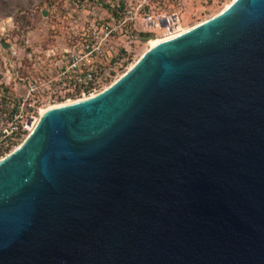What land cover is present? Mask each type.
Listing matches in <instances>:
<instances>
[{
    "label": "water",
    "instance_id": "water-1",
    "mask_svg": "<svg viewBox=\"0 0 264 264\" xmlns=\"http://www.w3.org/2000/svg\"><path fill=\"white\" fill-rule=\"evenodd\" d=\"M0 264H264V0L46 110L0 160Z\"/></svg>",
    "mask_w": 264,
    "mask_h": 264
},
{
    "label": "rangeland",
    "instance_id": "rangeland-1",
    "mask_svg": "<svg viewBox=\"0 0 264 264\" xmlns=\"http://www.w3.org/2000/svg\"><path fill=\"white\" fill-rule=\"evenodd\" d=\"M71 1L0 0V99L25 98L31 89L37 88L36 92L45 97L38 101L39 107L47 106L43 110L70 102L54 103L48 99L50 87L45 83L60 76L52 88L62 86L68 60L85 56L88 45L101 47L102 54L96 53L93 60L95 66L112 68L114 78L108 84L111 86L148 51V38L154 37L148 40L154 41L167 34L162 20L173 18L174 30H183L177 33L181 34L218 15L233 0H127L120 22H102L120 27L109 37L83 35L88 26L86 18L80 16L77 22L71 19L76 12ZM109 13L113 14L110 8ZM153 21L161 27L151 28ZM4 43L10 48L5 49ZM33 79L37 83H31Z\"/></svg>",
    "mask_w": 264,
    "mask_h": 264
},
{
    "label": "built area",
    "instance_id": "built-area-1",
    "mask_svg": "<svg viewBox=\"0 0 264 264\" xmlns=\"http://www.w3.org/2000/svg\"><path fill=\"white\" fill-rule=\"evenodd\" d=\"M105 3L103 4L102 0L71 1L76 11L75 14H71V19L77 22V18L80 16L86 18L88 26L84 28L83 35L103 34L109 37L120 28H115L116 25L111 27V25H105L102 22L106 19L112 20L113 24L120 22L127 0H107ZM109 8L112 9L113 14L109 13ZM86 11H88V15H86ZM168 19L161 21V23L163 21L166 22L164 27L167 30L171 27ZM154 22L156 21L152 23ZM159 27L160 24L158 22L156 28ZM86 50L88 52L82 58L79 59L74 56V58L68 60V65L64 72L65 81L62 86L55 89L52 88L54 83H57L60 79V76L45 83V86L49 85L50 87L48 99L50 98L54 103L79 101L90 98L94 94L97 95L110 86L108 84L114 78L112 68L101 65L95 66L93 60L97 56L96 53L102 54L101 47L88 45ZM64 67L65 65L62 64L61 68ZM32 82L37 83L34 79ZM36 91L37 88L31 89L27 97H17V100L10 97L0 99V160L12 153L28 138L27 136L31 134L39 122L41 109L47 107L38 106V101L45 97Z\"/></svg>",
    "mask_w": 264,
    "mask_h": 264
},
{
    "label": "bare ground",
    "instance_id": "bare-ground-1",
    "mask_svg": "<svg viewBox=\"0 0 264 264\" xmlns=\"http://www.w3.org/2000/svg\"><path fill=\"white\" fill-rule=\"evenodd\" d=\"M237 0H233L227 7H225V9H223V11H225V10H227L234 2H236ZM222 11V12H223ZM220 14V13H219ZM168 21H169V24L171 25V27H170V29H168L167 30V34L163 37V38H161V39H156V40H154V41H148L147 40V44H148V51L147 52H149V51H151V50H153L154 48H155V46L156 45H158V44H160V43H162V42H165V41H167V40H170V39H173V38H175V37H177V36H179V35H181V34H183V33H186V32H188L189 30H191L192 28H190V29H186V30H184V32L183 33H181V34H177V33H179V32H182L183 30H178V31H175L174 30V28H175V26H176V21H174L172 18H170V19H168ZM149 24V23H148ZM202 24V23H201ZM157 25H158V22L156 21V22H154V23H152V28H156L157 27ZM200 25V24H199ZM151 26V25H150ZM198 26V25H197ZM146 27V26H145ZM161 27V26H160ZM159 29V28H158ZM146 52V53H147ZM145 53V54H146ZM144 54V55H145ZM144 57V56H143ZM142 57V58H143ZM141 58V59H142ZM140 59V60H141ZM140 60H139V62H140ZM138 63H136L135 65H133V67H131L130 69H129V71H131L136 65H137ZM128 71V72H129ZM127 72V73H128ZM126 73V74H127ZM125 74V75H126ZM125 75H123L122 77H124ZM121 77V78H122ZM121 78H119L114 84H116ZM113 84V85H114ZM113 85H111L110 87H112ZM109 87V88H110ZM108 88V89H109ZM108 89H106V90H108ZM96 95L94 94L92 97H95ZM75 102H78V101H70V102H67V103H63V104H60V105H56L55 107H63V106H68V105H71V104H74ZM50 108H54L53 106L52 107H50ZM49 108V109H50ZM44 109V108H43ZM43 109H41V111H40V114H43L46 110H43ZM48 110V109H47ZM42 116V115H41ZM41 118V117H40ZM40 120V119H39ZM38 124V123H37ZM34 132V129H33V131L31 132V134Z\"/></svg>",
    "mask_w": 264,
    "mask_h": 264
}]
</instances>
